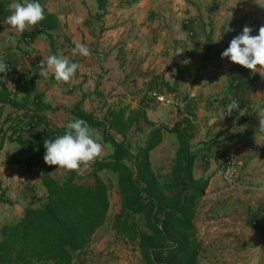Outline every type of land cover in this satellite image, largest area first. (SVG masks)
<instances>
[{
	"label": "crops",
	"instance_id": "obj_1",
	"mask_svg": "<svg viewBox=\"0 0 264 264\" xmlns=\"http://www.w3.org/2000/svg\"><path fill=\"white\" fill-rule=\"evenodd\" d=\"M16 2L25 0H0V229L40 206L45 178L65 175L44 162V141L64 134L75 106L95 118L127 106L162 127L151 162L167 141L175 155L169 129L193 126V176L207 181L192 221L195 264H264L252 225L264 222V70L221 58L244 27L253 36L264 27V0H106L102 10L96 0H39L45 18L22 35L6 23ZM81 43L90 56L72 55ZM49 55L80 65L70 82L41 75ZM234 97L240 109L227 115ZM224 160L236 163L231 185Z\"/></svg>",
	"mask_w": 264,
	"mask_h": 264
},
{
	"label": "trees",
	"instance_id": "obj_2",
	"mask_svg": "<svg viewBox=\"0 0 264 264\" xmlns=\"http://www.w3.org/2000/svg\"><path fill=\"white\" fill-rule=\"evenodd\" d=\"M96 1L102 10L106 0ZM72 115L93 129L119 135L121 141L105 139L112 152L88 173L72 171L59 180L44 179L46 195L40 206L25 209L18 222L1 227L0 264H71L72 254L87 245L105 220L109 198L107 185L99 177L102 171L117 177L121 205L112 221L114 233L137 240L146 264H195L192 221L207 181L193 176L192 124L186 121L168 130L178 148L165 185L150 164V152L161 142L162 127L149 122L144 109H109L104 118L97 119L75 106ZM140 123L151 130L133 152L127 134L139 130ZM138 218L144 222V231Z\"/></svg>",
	"mask_w": 264,
	"mask_h": 264
},
{
	"label": "clouds",
	"instance_id": "obj_3",
	"mask_svg": "<svg viewBox=\"0 0 264 264\" xmlns=\"http://www.w3.org/2000/svg\"><path fill=\"white\" fill-rule=\"evenodd\" d=\"M9 8L11 11L6 17V23L21 35L26 29L35 27L45 18L44 8L39 0L16 2ZM251 32L250 27H244L241 34L234 37L221 53V58H227L230 63L253 73L259 66L261 73L264 70V27L259 29L256 36L251 35ZM71 51L73 56L91 55L89 47L83 43L76 45ZM183 63L187 64L189 61L185 60ZM40 67L43 77L47 78L49 73H52L57 82L68 83L73 79L80 65L62 55H49L41 61ZM7 70L8 68L0 62V73H5ZM239 109L238 101L232 99L226 108L227 115ZM65 128L64 134L44 141V162L62 172L77 171L82 165L90 164L101 154L102 144L98 142L100 134L85 120L79 118L69 121Z\"/></svg>",
	"mask_w": 264,
	"mask_h": 264
},
{
	"label": "rangeland",
	"instance_id": "obj_4",
	"mask_svg": "<svg viewBox=\"0 0 264 264\" xmlns=\"http://www.w3.org/2000/svg\"><path fill=\"white\" fill-rule=\"evenodd\" d=\"M102 118V115L96 116ZM139 130L128 132L130 142L133 144L132 151L135 152V147L141 145L146 139L147 133L151 128L143 125L138 126ZM100 134L98 142L102 144L101 154L90 164L82 165L81 170L75 171L77 174L88 173L91 171L92 166L98 160L107 159L112 152L109 144L104 140L113 137L117 142L121 141L119 135H115L111 131H104L102 129H95ZM167 149L160 151L158 148L154 151L152 158L151 169L157 176L158 180L165 185L169 182L171 168L174 161V154L171 152V143L167 141ZM154 150V149H153ZM69 172H66L68 174ZM60 175L59 177H61ZM62 176L61 178H63ZM100 179L107 185L109 206L103 223L91 235L87 245L80 251L72 254L71 264H146L141 255L138 241H128L117 236L112 230V221L116 214L120 211L121 199L117 193V177L107 171L99 172ZM60 178V179H61ZM56 180V178H54ZM139 219V220H138ZM139 227L142 231L144 222L138 218ZM53 264V263H49Z\"/></svg>",
	"mask_w": 264,
	"mask_h": 264
},
{
	"label": "built area",
	"instance_id": "obj_5",
	"mask_svg": "<svg viewBox=\"0 0 264 264\" xmlns=\"http://www.w3.org/2000/svg\"><path fill=\"white\" fill-rule=\"evenodd\" d=\"M231 87L236 89L237 88V80L233 79L231 82ZM235 100H237L236 97H234ZM30 127H27V130H29ZM50 138H54L56 137L55 133H50L49 134ZM221 165V174H222V179L224 181V183L226 184H233L237 178V167H236V163L233 160H224L222 161ZM252 225L254 227H257V229L264 234V222L262 223H256V222H252Z\"/></svg>",
	"mask_w": 264,
	"mask_h": 264
}]
</instances>
